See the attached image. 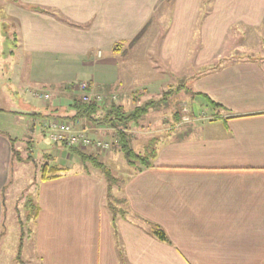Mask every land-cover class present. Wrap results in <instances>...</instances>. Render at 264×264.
<instances>
[{
    "label": "crops",
    "instance_id": "1",
    "mask_svg": "<svg viewBox=\"0 0 264 264\" xmlns=\"http://www.w3.org/2000/svg\"><path fill=\"white\" fill-rule=\"evenodd\" d=\"M1 13L15 42L4 62L15 59L18 82L28 73L22 109L8 111L32 116L33 127L66 113L62 100L38 98L50 95L40 88L75 83L55 84L50 64L79 63L83 80L119 97L136 79L147 81L133 92L186 79L179 87L194 101L186 123L175 115L169 128L143 133L153 149L136 151L153 157L113 191L126 211L115 223L102 171L65 167L41 183L35 221L40 231L56 224L60 235L37 244L47 264H264V54L249 50L250 36L264 38V0H11ZM144 28L157 29L156 52L149 33L131 44ZM228 37L240 54L225 55ZM8 70L1 67L0 80ZM11 140L0 132V226Z\"/></svg>",
    "mask_w": 264,
    "mask_h": 264
},
{
    "label": "rangeland",
    "instance_id": "2",
    "mask_svg": "<svg viewBox=\"0 0 264 264\" xmlns=\"http://www.w3.org/2000/svg\"><path fill=\"white\" fill-rule=\"evenodd\" d=\"M10 2L11 0H0V33L2 39L3 36L7 37V39H3V42L0 41V69L2 66L9 69L6 71L4 78L0 80V132H4L15 140V148L17 152L11 158L8 184L2 192L4 200V216L0 226V264H45L46 261L45 258L43 259L44 256H40L42 254L38 253L37 250L39 240H43L44 236L47 234L49 237L54 235L58 238L60 235L56 230V224H54V231H40L35 221L37 212L39 211V204L37 201L38 193L41 183L44 182L42 180L43 171L45 169L44 167L57 166L61 169L68 167L71 170H93L94 168L90 163L84 165V162L69 150L68 146H61L60 144L51 141L46 131L42 129L39 123H35L33 127V122L35 121H33L32 116L23 115L19 117L8 111L10 109L15 110V106L22 109L20 103L18 104L17 102L19 100L18 95H20L19 89L22 84L28 82V73L26 72V69H24L22 73V82L12 79L10 67L12 68L13 66H16L15 59L14 62L13 60H8L7 63L4 62L5 57H7V59L10 57V52L14 50L15 44L11 36V25L8 21H5L6 17L1 15V10H3L6 4ZM155 20H157V17L154 18V21ZM145 33H149V45L151 46V50L156 52L154 43L158 41L157 29L155 28V30L149 32L146 31ZM257 36L258 35L255 34L249 37L250 40L253 41L249 50L252 49L251 52L257 51V53L260 51V54H264V38L262 39L263 41L261 40V42L258 43V41L254 39ZM236 39L232 38L231 41L230 37H228L227 41L230 45L226 47L227 43L225 44L224 51L227 52L225 55L231 54L234 56L240 54L233 49ZM243 40L240 43L245 44ZM3 49L5 50V54L1 55ZM138 54H141V51ZM49 68V75H51L49 77L57 81L55 84L59 82L68 83L70 80L69 78L71 77H75L76 79H74L75 83L73 84H62L52 89L40 88L42 90L46 89V93L51 95L46 103L51 102L52 100H57V102L62 100V102L66 103L68 102L67 97L70 95L80 96L84 94H90L92 97H101L103 99V93L95 88H93L90 93L79 90L80 84L89 82L83 80L84 77L81 73L79 63L50 64ZM148 76L151 78L153 75L150 73ZM164 78L166 77H163L162 79ZM147 79L149 78L147 77ZM145 81L147 80L136 79L130 81L128 87L125 86L123 88L124 90L119 91L120 95H122L121 97H119V95L112 96L104 93L107 99L105 98V100L102 101V103L104 102L107 104L110 102L121 104L128 112L135 109L136 106H144L148 102L159 101L158 103L156 102V104L153 105L154 107L152 106L148 113L137 123H130L127 129H123L128 136L130 146L135 151L136 149L142 151V148H145V146L148 145L151 146V150L153 149V146L150 143H147L148 138L144 137L145 134H143L144 132L152 133L154 130L153 127L159 125L160 127L167 126L169 128L171 125L170 120L173 119L175 115H177L178 120L186 123L184 121H188V119H185V113L183 110L185 106H189L192 110V103L194 102L187 90L183 91V89L180 88V84L184 85L187 82L186 79H183L181 82L177 81L176 83L170 79L171 82H174V86L168 90H161L159 87L161 82L157 81V84L154 83L155 86L151 87L149 90L140 87L133 92L134 85L137 86ZM70 84L76 85L74 92H70V90L65 88L66 86H70ZM66 91L69 92L68 95ZM103 115L104 113L102 112L96 117L99 119L102 118ZM187 115H189V113ZM50 120H53V118ZM54 120H58V117H55ZM67 121L70 122V124H72L79 132L88 130L92 143H94L93 141H101L103 144H109V148L107 149H99L92 144L82 148H75L86 155H93L96 157L98 162L102 163L105 168L109 169L111 174L117 179V183L112 188L110 201L113 203L117 211L124 210L125 207L121 202L122 197L120 196V193L118 192L116 195L113 191L117 186L120 187L123 184L124 180L127 178V174L131 173L133 169L131 168L132 165L128 164L121 151L120 138L117 135L116 130L103 124L90 122L86 119ZM141 154H143V152ZM144 155L147 154L144 153ZM114 200H116V202H114ZM60 228L62 227L60 226ZM52 242H54L53 238Z\"/></svg>",
    "mask_w": 264,
    "mask_h": 264
},
{
    "label": "trees",
    "instance_id": "3",
    "mask_svg": "<svg viewBox=\"0 0 264 264\" xmlns=\"http://www.w3.org/2000/svg\"><path fill=\"white\" fill-rule=\"evenodd\" d=\"M146 28H144V30L138 35V37L135 40L131 42V44H135L137 42V40L145 32ZM75 87L76 85H70V86H66L65 88H67V90H70V92H74V90L76 89ZM92 88L93 87L91 83H89V92L93 90ZM67 98H68V103L66 102L64 105L59 107V109L63 108L66 111L65 115L60 116L61 119L72 120V121L86 119L90 122H95L96 124H103L114 128L117 132V135L120 138L119 140L121 144V151L123 152L128 164L135 166L138 170L142 169V167L150 166V160L153 157V155H144L141 153H137L134 149H132L128 141V136L123 131V129H127L130 123H137L143 116H145L148 113L149 109L154 104H156V102L158 103L159 101L156 102L151 101L144 106H136L135 109L128 112L126 111L123 105L118 104L116 102H110L109 104L98 101L87 102L84 100L83 95L80 96L70 95ZM209 102L212 103V101L210 100ZM102 112L104 113L103 117L98 119V117L96 116H98ZM43 129L46 131L44 126ZM11 142H12V157H13L17 152L15 148L16 142L15 140H11ZM57 144H60L61 146L64 145L65 147L67 146L64 143H57ZM68 148L84 162V165H86V163H90L93 166V168L102 171L108 183L107 206L112 214V219L114 223L119 215L125 216L126 214L125 209L122 211L120 210L117 211L113 203L110 201L112 188L117 183V179L111 174L109 169L105 168L102 163L98 162L96 157H94L93 155H86L85 153L80 152L75 147L68 146ZM44 168L45 169L42 175L43 181L57 179L61 176L60 174L64 171V169H61L57 166L54 167L45 166ZM114 202H116V200H114ZM150 232L159 241L165 243L170 242L166 232L158 225L150 224Z\"/></svg>",
    "mask_w": 264,
    "mask_h": 264
},
{
    "label": "built area",
    "instance_id": "4",
    "mask_svg": "<svg viewBox=\"0 0 264 264\" xmlns=\"http://www.w3.org/2000/svg\"><path fill=\"white\" fill-rule=\"evenodd\" d=\"M80 85H79L80 91L89 92V83H82ZM102 95L104 96L103 99L101 97H97V98L92 97L90 94H87V95L84 94L83 98L87 102H91V101L102 102L106 98V95H104V94H102ZM37 96H38V98H43L45 100H48L50 98V95L43 94V93H38ZM183 111L185 113V119L189 120L192 110L190 109L189 106L188 107L185 106ZM188 113H189V115H187ZM43 126L46 129V132H47L50 140L53 142L64 143L67 146L78 147V148H82L84 146L91 145V144L95 145V147L99 148V149L109 148L108 143L103 144L101 141H93L94 143H92L88 130L87 131L84 130L83 132H79L67 120H61V119L48 120V119H46L44 121Z\"/></svg>",
    "mask_w": 264,
    "mask_h": 264
}]
</instances>
